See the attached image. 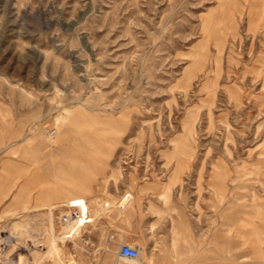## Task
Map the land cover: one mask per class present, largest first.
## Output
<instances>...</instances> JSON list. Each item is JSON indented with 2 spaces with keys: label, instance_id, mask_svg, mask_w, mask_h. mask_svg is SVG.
I'll list each match as a JSON object with an SVG mask.
<instances>
[{
  "label": "rangeland",
  "instance_id": "1",
  "mask_svg": "<svg viewBox=\"0 0 264 264\" xmlns=\"http://www.w3.org/2000/svg\"><path fill=\"white\" fill-rule=\"evenodd\" d=\"M258 205L264 0H0V264H264Z\"/></svg>",
  "mask_w": 264,
  "mask_h": 264
},
{
  "label": "bare ground",
  "instance_id": "2",
  "mask_svg": "<svg viewBox=\"0 0 264 264\" xmlns=\"http://www.w3.org/2000/svg\"><path fill=\"white\" fill-rule=\"evenodd\" d=\"M62 137V136H61ZM174 177L176 178L177 177V173L174 175ZM172 181V180H171ZM173 182V181H172ZM95 202V201H94ZM90 203V201L88 200V201H85L84 199H82V197H78L77 198V201L73 204L74 206H76L78 209H79V211H80V217H76L77 219H74V217L72 216V214L70 213V212H68V221L69 222H67V227L65 228V231H67V232H72V233H77L79 230H81V227H82V225H84V224H86V223H88V222H93L94 221V219H96L95 217H97L100 213H102V211H103V209H104V207L103 206H101V204L100 203H98L97 204V202L96 203ZM15 206H17V205H15ZM14 205H13V208H12V210H6L5 211V214L1 217L2 219H4V222L6 223L8 220H9V217L11 216L10 215V213L11 212H14V217H15V219L14 220H21V222H25V221H22V214H24V213H26L27 211H22V212H17V211H19L16 207H15ZM103 207V209L101 210L100 208H102ZM92 208H94L95 210H91ZM264 209V207L263 206H261V205H258L257 206V210H258V214L260 215V214H263L261 211ZM52 213V212H51ZM50 213V214H51ZM35 214V213H34ZM49 216V215H48ZM99 217V216H98ZM1 219V220H2ZM11 220V219H10ZM5 225V224H4ZM175 227V226H174ZM54 228V227H53ZM234 228V227H233ZM52 230H54V229H52ZM228 230V229H227ZM226 230V231H227ZM55 231V230H54ZM66 232V233H67ZM55 233V232H54ZM66 235V234H65ZM69 235V234H68ZM52 238H51V248H50V252L54 249V248H57L56 247V243H54L55 242V238H54V235L52 234V236H51ZM65 237V236H64ZM56 239H57V237H56ZM23 243V242H22ZM22 247L23 246H21V245H19L18 244V248H21L22 249ZM23 251V250H22ZM25 251H27V250H25ZM142 250H140V252H141ZM259 251L260 250H258L257 249V253L255 254L256 255V257H257V259L258 258H262V259H264V253L262 252V256H260V254L261 253H259ZM24 254V253H23ZM31 256H33V255H31ZM35 258V257H34ZM127 259V258H126ZM34 261H32V263H31V261H27V262H29V264H38L39 262L38 261H36L35 259H33ZM127 260H131V261H136V260H139V259H127ZM26 264H28V263H26Z\"/></svg>",
  "mask_w": 264,
  "mask_h": 264
},
{
  "label": "crops",
  "instance_id": "3",
  "mask_svg": "<svg viewBox=\"0 0 264 264\" xmlns=\"http://www.w3.org/2000/svg\"><path fill=\"white\" fill-rule=\"evenodd\" d=\"M115 196L118 198L122 197V193H116ZM135 199V197L133 198ZM136 209V206H134ZM131 214L132 211H129ZM121 219L110 218L104 221L107 227V236L115 241L118 240H128L132 238V234L137 230L138 221L132 217L129 218L128 221L120 222ZM185 229H188V226H185Z\"/></svg>",
  "mask_w": 264,
  "mask_h": 264
},
{
  "label": "built area",
  "instance_id": "4",
  "mask_svg": "<svg viewBox=\"0 0 264 264\" xmlns=\"http://www.w3.org/2000/svg\"><path fill=\"white\" fill-rule=\"evenodd\" d=\"M119 256L122 259H140L141 252L138 248L124 243L120 246Z\"/></svg>",
  "mask_w": 264,
  "mask_h": 264
}]
</instances>
